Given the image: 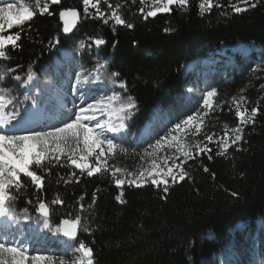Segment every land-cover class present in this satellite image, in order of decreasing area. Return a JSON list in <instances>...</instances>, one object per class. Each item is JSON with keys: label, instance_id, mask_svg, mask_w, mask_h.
I'll return each mask as SVG.
<instances>
[{"label": "trees", "instance_id": "16d2710c", "mask_svg": "<svg viewBox=\"0 0 264 264\" xmlns=\"http://www.w3.org/2000/svg\"><path fill=\"white\" fill-rule=\"evenodd\" d=\"M110 2L115 5L119 0ZM217 2L221 7H215ZM199 3L200 0H189L186 10L174 5L170 12L145 20L138 11L139 0L135 4L127 0V6L121 11L123 18L134 27L116 26L113 31L111 21L105 25L101 19L85 18L82 0H61L58 5H50L52 16L37 13L24 25L9 30L8 34L20 33L17 41L20 47L13 49L9 45L10 59L0 60V73L6 67L15 69L0 81V86L18 89L13 77L25 78L29 65L34 75L47 79L45 67L51 66L62 50H73L85 40L92 46L96 38H102L105 43L95 48L101 62L91 63L92 57H81L84 56L82 60L88 65H105L108 75L118 72L117 79L126 83V95L134 97L137 103L129 122L130 133L150 119L156 106L173 119L180 112L189 114L191 107L184 104L189 82L184 68L188 63L208 57L214 48L239 41L264 49V0H249V5L256 6L238 14L230 4H238L239 0H214L211 12L204 15L199 14ZM69 8H77L82 18L77 30L65 36L58 14ZM100 8L108 11L103 0ZM223 12L228 15H221ZM165 28L171 31L166 32ZM261 55L264 58V52ZM252 58L240 63L231 80L220 78L215 83L218 93L215 102L225 103L205 117L203 134L198 136L203 139L205 133L213 132L222 135L225 123L235 127L238 120L234 110L229 111L231 98L244 96L245 106L250 110L258 103L260 113L255 124L245 128L241 150L233 146L227 156H217L215 144H210L212 160L202 155L185 164L192 179L170 186L167 194L163 193V186L157 189L151 184L140 188L124 185V203L116 200L121 189L108 173L81 176L79 170L69 167L62 159L60 164L48 166L50 173L37 170L44 178V186L39 191L27 178L21 177L24 187L18 194L14 192L18 198L11 203V209L20 215L27 209L32 218H39L35 210L37 197L50 202L59 194L64 204H50L52 224L81 216L82 225L91 229V235L80 231L78 240L92 247L95 264H218L215 257L231 244V230L238 222H244L252 230L259 217L264 222V88H261L264 62L257 66L256 54ZM149 143L128 149L137 155L135 160L117 153L115 162L109 160V165L125 169L138 165L140 154ZM204 166L208 172L203 170ZM74 170L79 183H64ZM93 194L96 200L89 209ZM165 195L167 198L163 199ZM80 204L85 207L83 212ZM261 233L264 239V232Z\"/></svg>", "mask_w": 264, "mask_h": 264}, {"label": "snow or ice", "instance_id": "6c2138e0", "mask_svg": "<svg viewBox=\"0 0 264 264\" xmlns=\"http://www.w3.org/2000/svg\"><path fill=\"white\" fill-rule=\"evenodd\" d=\"M102 0H82L83 12L85 18L92 16L95 19H101L107 25L111 21L112 30L116 26H124L129 29L134 24L123 18L122 8L127 6V0H119L115 5L110 0H103L108 11H102L100 8ZM137 0H131L135 4ZM60 0H21L19 6L13 2L0 0V60H9L8 46L13 49L19 48L17 41L20 40V33L4 35L12 29L24 25L25 22L33 19L37 13L40 15L53 13L49 11L50 5H58ZM140 8L138 11L143 14V19L155 17L158 13L170 12L171 6L175 5L180 10H186L189 0H139ZM245 5V7L239 6ZM214 6V0H200L198 5L199 14L210 13ZM256 4L249 5V0H239L238 4H230L235 13H241L248 10V7H255ZM89 7L95 10L93 15ZM147 7V10H146ZM215 7H221L217 2ZM59 18L64 22L63 32L68 33L79 19V12L74 9L61 10ZM227 16V12L221 13ZM165 31H171L165 28ZM59 43V39H55ZM105 40L96 38V46L103 45ZM84 45L81 44V48ZM98 68L104 65H97ZM15 69L6 67L4 72L0 73V81L8 78L9 73H14ZM114 77H119V73H112ZM26 78L15 75L13 78L21 83V87H27L34 80V72L29 65L25 73ZM97 81L100 76L95 77ZM89 76L83 72L76 76V83H86ZM116 83L115 80L112 81ZM120 87L125 88L126 83L120 81ZM264 88V85H261ZM218 93L212 89L203 94L201 111L186 116L165 133V135L155 140V143H149L148 148L140 156L141 161L147 160V165L135 171H129L116 165H109L108 160L116 156L117 153H128L126 148L119 142L127 134L128 125L126 123L136 109V101L132 96L122 97L120 93L112 92L110 95L92 97V102L85 103V97H81V105H73L75 111H67L61 106L58 115L52 122H47L39 128L30 129L32 121L27 117L28 110L25 109V115H21L16 107L18 97L11 94V89L0 88V219L5 225L0 230V264H95L94 252L92 247L83 240H78L80 231L91 235V229L82 225V217L77 215L73 219H62L59 224L53 225L51 222V205L63 206L64 201L59 194L50 202L37 197L36 212L39 214L37 223H42L43 228L59 236L66 238L63 244L64 255L57 257L53 254H47L28 239L20 238L21 230L17 228L15 232L10 231L11 224H19L21 217L11 210V203L14 202L24 187L21 177L27 178L34 188L39 191L44 186V178L39 175L37 170H44L50 173V165L60 164L65 160L69 167L74 166L79 169L80 175L86 174L92 177L96 174L108 173L112 177L115 185L121 189L120 195L116 200L124 203L122 200L123 186L144 187L147 184L155 186L157 189L162 187L163 193L169 192V187L178 182L192 179L189 171L185 169V164L190 160H196L197 157L207 155V159L212 160L213 149L210 144H215L217 156H227L228 151L233 146L240 149V142L244 139L245 128L248 125H254L256 117L260 113L259 104L250 110L246 107L247 98L244 96L232 97L229 111L235 113L238 123L235 127H229L227 123L223 126V134L217 136L215 132L205 133L203 139H196L202 132L205 123V117L220 108L221 104L215 102ZM30 97L25 94L23 101H28ZM35 103V101H33ZM215 105V106H214ZM104 118V119H100ZM112 134V135H109ZM189 137L192 139L189 140ZM167 150V151H166ZM170 151V154H169ZM161 153H164L161 155ZM171 161V163H169ZM61 166H63L61 164ZM205 172L209 169L203 167ZM215 174L213 173V178ZM75 178V179H73ZM79 183L77 172L72 171L64 183ZM99 191V189L97 190ZM237 196V193H232ZM166 199L165 195L162 197ZM83 199V197H81ZM96 196L93 194L92 203L88 208H92ZM28 203H32L31 200ZM80 211H84L83 204L79 205ZM22 219L31 220L28 210L24 209ZM33 239L39 242V237L33 235ZM71 252V259L65 256ZM264 264V261H262Z\"/></svg>", "mask_w": 264, "mask_h": 264}, {"label": "rangeland", "instance_id": "374dc122", "mask_svg": "<svg viewBox=\"0 0 264 264\" xmlns=\"http://www.w3.org/2000/svg\"><path fill=\"white\" fill-rule=\"evenodd\" d=\"M11 2L16 3L17 6H19L21 1L12 0ZM89 11L90 13L95 12L91 7H89ZM9 30H7L4 33V35H9L8 34ZM81 44L84 45L83 48H81ZM94 45H95L94 43L92 46L89 45V41L85 40L80 42L75 49L71 51L65 50L63 53L64 57H62L61 59L59 58L60 60L59 59L55 60L56 62L54 66L55 69L52 70V68H49V71H47V75L51 78L53 77L52 80H56V78L59 77H65L67 79V85L64 87V89L66 93L69 95L67 100H72L71 105H67L69 106L70 109L74 108L73 107L74 104L76 106L81 105L82 96L81 97L75 96L76 93L80 90H82L80 94L83 95V97H85V103L92 102V97L101 96V95L91 96L89 92L88 84L90 85L99 84L105 79H107V75L105 74L104 71L101 70V68H98L96 66H93L94 68H92L91 65H88L84 63V61L80 60L81 55H85V58L92 57L91 63L95 62L96 60L101 62V56L98 51H95ZM263 52L264 49L258 45L237 42L234 44L226 45L224 47L214 48L210 52V55L208 57L197 59L193 62L188 63L184 68V75L187 76L189 80L185 90L184 104L190 105L191 112L189 114H187L186 112H180V114L177 115L174 121L171 120L168 113H164L163 117H159V125L157 126H155V124L153 125V130L149 142L154 144L155 140L165 135L168 129L172 128L175 123H178L181 120L185 119L186 116L188 115H192L197 111H201L203 94L206 93L207 91L212 90L213 88L215 89L214 85L220 78H222L224 81L231 80L232 74H234L238 70L241 62L251 61L253 59L252 55L256 54V59L254 60L255 64L257 66L263 64L264 58L261 55V53ZM83 58L84 56H82V59ZM65 59H67L68 61L72 59L71 62L69 63L72 70V74H68V73L66 74L64 70L59 69V66H63V64H65ZM56 72H59V75H56L57 74ZM81 72H83L85 76H89V80L86 83L77 84L76 76ZM97 75L100 76L99 81L95 79ZM111 80L112 79H110V81ZM66 88L68 90H66ZM108 90L110 92L107 93L106 95H110L114 91L112 87H109ZM15 91L16 90L12 89L11 94L14 95ZM72 111H75V109ZM153 113H154V118L157 119V113L155 111ZM131 121L132 119H129L128 122ZM202 132L200 134H203ZM190 139L191 137H189V140ZM196 139H198V137H196ZM119 142H121L128 149L133 147L132 145H134L133 138L131 139V137L129 136L127 138H123ZM148 145L149 144L146 145V148H148ZM146 148H144V150ZM130 151H128L127 154H123V153H118V154L120 156L126 155L128 157H131L132 160H135V158H137V155H133V153H131ZM142 154H140V156ZM163 154L164 153H161V155ZM109 160L113 162L115 158ZM116 161H119V159H116ZM147 162H148L147 160L140 161L138 165L136 166L131 165V167L129 166L126 169L129 171H135L139 169L142 164L146 166ZM125 186L128 185L125 184ZM51 207L52 206H50V208ZM11 210L14 211L13 209ZM14 212L21 217L20 223L17 225V227H15V230L17 228L21 230L22 236L20 238L28 239L32 241L35 240L33 239V235H36L39 237V242L34 244L35 247L40 248L47 254H53L57 257L64 255L63 244H62L64 240L62 236H59L53 232H49L47 229H44L42 223H37V219L36 222L30 223L29 220L26 222L22 219L23 214L20 215L16 211ZM259 226H261V224L257 222L255 229L252 230L246 224H242V223L236 224L234 228L231 230V235H232L231 238H232V242H234V246L231 245L226 251H223V253L221 252L223 256L220 255L219 257L217 255L215 257V260L218 262V264H262V261H264V239L262 237V233L260 232V230H258ZM72 255L73 254L69 252L65 256V258L71 259Z\"/></svg>", "mask_w": 264, "mask_h": 264}, {"label": "bare ground", "instance_id": "6f19581e", "mask_svg": "<svg viewBox=\"0 0 264 264\" xmlns=\"http://www.w3.org/2000/svg\"><path fill=\"white\" fill-rule=\"evenodd\" d=\"M82 90H80V91H78V93H77V96L78 97H81V94H80V92H81ZM15 96H17L18 95V93L17 92H15V94H14ZM69 111H71L72 109H68ZM37 114H38V116L40 117L41 116V109L39 108V107H37ZM53 120H51L50 122H52ZM38 126H40V124H38ZM109 135H111V134H109ZM142 135H146V133H144V134H142ZM79 170V169H78ZM97 175V174H96ZM0 224H1V226H2V228L4 229V227H5V225H4V223H3V220L1 219L0 220ZM14 223L13 224H11V228H10V231H12V232H14ZM17 227V226H16Z\"/></svg>", "mask_w": 264, "mask_h": 264}, {"label": "water", "instance_id": "95a60500", "mask_svg": "<svg viewBox=\"0 0 264 264\" xmlns=\"http://www.w3.org/2000/svg\"><path fill=\"white\" fill-rule=\"evenodd\" d=\"M69 9H74V10H77L79 12V19L76 21L75 25L73 27H71V30L68 32V33H64L65 36H71L78 28V25L81 21V18H82V15H81V12L77 9V8H69ZM66 10V9H65ZM62 21V20H61ZM62 24L64 26V22L62 21Z\"/></svg>", "mask_w": 264, "mask_h": 264}]
</instances>
